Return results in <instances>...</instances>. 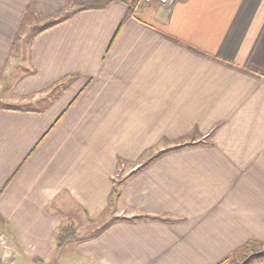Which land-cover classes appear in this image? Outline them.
<instances>
[{"label":"crops","instance_id":"0c3cea01","mask_svg":"<svg viewBox=\"0 0 264 264\" xmlns=\"http://www.w3.org/2000/svg\"><path fill=\"white\" fill-rule=\"evenodd\" d=\"M66 16L18 57L30 19ZM0 102L8 261L58 253L64 212L101 218L119 173L123 216L73 242L91 264L264 246V0H0Z\"/></svg>","mask_w":264,"mask_h":264},{"label":"rangeland","instance_id":"374dc122","mask_svg":"<svg viewBox=\"0 0 264 264\" xmlns=\"http://www.w3.org/2000/svg\"><path fill=\"white\" fill-rule=\"evenodd\" d=\"M25 27L21 30L20 37H19V44H18V57L23 58L24 62L27 60V52L29 50V43L31 41V38L34 36L35 33L43 29L42 27L46 24H48L47 20L42 19H30ZM23 41V44H22ZM27 73V70L24 71L22 67H19V70L16 72L15 76H17V79H20L24 74ZM1 104V102H0ZM135 169L137 168L134 167ZM126 176V174L119 173L117 176H115V188L113 193V202L110 204L107 211L102 215L101 218L97 220H83L82 214L79 212H64L63 216L71 219V232H75L78 236V241L85 242L90 239L96 232H99L104 226L108 225L109 223L115 221L118 219L117 217L123 216L119 212L120 205L117 204V199L119 197L120 187L123 183V178ZM117 209V210H116ZM70 221L68 223L66 220V224H64V227L67 225H70ZM0 258L2 261L0 264H79L78 261H82L83 258L87 259L86 262L83 264H91L90 260L87 257L81 256L79 252L76 251V244L75 243H69L65 246L63 251L60 253L52 254V257H50L49 260H35V261H19L18 259L13 261H8L7 257H5V246L0 245ZM4 246V247H3ZM2 251V252H1ZM264 251V246H252L249 245L247 247L242 248L238 252L236 251L233 253L227 262L224 264H243L245 259L249 257L250 255ZM7 254V253H6ZM22 259V258H21ZM20 259V260H21Z\"/></svg>","mask_w":264,"mask_h":264},{"label":"trees","instance_id":"16d2710c","mask_svg":"<svg viewBox=\"0 0 264 264\" xmlns=\"http://www.w3.org/2000/svg\"><path fill=\"white\" fill-rule=\"evenodd\" d=\"M68 17L69 16H66V17L62 18L61 20H58V21H56L54 23L51 22L45 28L41 29L39 32L45 31V30L51 28L52 26L63 22L64 19H67ZM117 220H119V219H117ZM123 220L133 222V221L138 220V218H132V219L123 218ZM71 230H72V227H71V222H70V225H68V226L66 225L65 227H63L59 231V234H58V236L56 238V241H57V250L59 252L62 251L67 244L72 243V242H76V241L79 240L77 234L75 232H71ZM249 245H252V246H261L258 243H251V244H248L247 246H249ZM247 246H245V247H247ZM228 259H229V257L226 260H224L223 262H221L220 264H224L225 262H227ZM243 264H264V251L257 252V253H254V254L250 255L249 257H247L245 259V261H244Z\"/></svg>","mask_w":264,"mask_h":264},{"label":"built area","instance_id":"2783aa9c","mask_svg":"<svg viewBox=\"0 0 264 264\" xmlns=\"http://www.w3.org/2000/svg\"><path fill=\"white\" fill-rule=\"evenodd\" d=\"M147 1H158V2H160V3H166V2H168L169 0H147ZM5 241L4 240H2V239H0V244H2V245H4L5 246ZM5 248H6V246H5ZM2 261V259L0 258V262Z\"/></svg>","mask_w":264,"mask_h":264}]
</instances>
